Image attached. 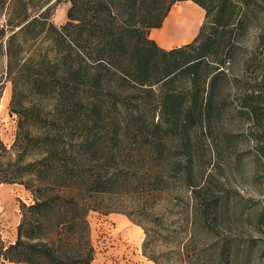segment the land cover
I'll use <instances>...</instances> for the list:
<instances>
[{
    "label": "trees",
    "instance_id": "1",
    "mask_svg": "<svg viewBox=\"0 0 264 264\" xmlns=\"http://www.w3.org/2000/svg\"><path fill=\"white\" fill-rule=\"evenodd\" d=\"M8 1L0 105L10 82L19 120L12 152L0 140V186L22 185L35 202L17 241L0 242V264H92L91 212L146 222V250L171 183L201 194L227 152L252 156L264 176V34L245 41L255 0H67L61 27L53 0ZM187 1L206 22L192 42L161 48L151 31ZM242 140L247 149H226Z\"/></svg>",
    "mask_w": 264,
    "mask_h": 264
},
{
    "label": "rangeland",
    "instance_id": "2",
    "mask_svg": "<svg viewBox=\"0 0 264 264\" xmlns=\"http://www.w3.org/2000/svg\"><path fill=\"white\" fill-rule=\"evenodd\" d=\"M23 1L36 5L44 0ZM55 1L51 3L53 21L61 27L69 21L71 3L61 0L59 4H54ZM22 5L20 3L10 13L15 15L16 10L22 11ZM249 19L250 31L245 41L247 45H253L252 42L264 34V0H255L249 11ZM205 22L204 15L198 33ZM0 24H6L4 15L0 18ZM6 94L9 95L6 108L3 111L0 109V140L12 152L19 118L10 111V82L6 83L2 97ZM248 145L247 141L242 140L228 145L226 149L244 150ZM257 171L252 156L246 155L240 162L233 153L227 152L216 177L201 194H195L183 182H172L169 193L160 199L155 210L162 221L160 228L152 226V229H160L161 236L151 242L146 250L144 243L147 237L143 229L147 226L146 222L140 224L123 215L129 222L125 228H119L114 217L122 214L91 212L89 222L95 250L92 264H264V222L261 220L264 212V176ZM202 173L206 183L210 171L205 173L202 168ZM1 186L0 242L9 246L17 241L23 205L30 206L35 200L31 191L22 185ZM216 201H219V209L211 206ZM208 206L212 210H207ZM134 230H141V234H133Z\"/></svg>",
    "mask_w": 264,
    "mask_h": 264
},
{
    "label": "bare ground",
    "instance_id": "3",
    "mask_svg": "<svg viewBox=\"0 0 264 264\" xmlns=\"http://www.w3.org/2000/svg\"><path fill=\"white\" fill-rule=\"evenodd\" d=\"M204 15L205 10L192 1H187L178 6L176 5L164 21L163 27L153 30L150 38L166 50L188 44L197 36ZM8 98V94L4 98L2 97L0 105L1 111L6 108ZM120 227H122L121 224H119Z\"/></svg>",
    "mask_w": 264,
    "mask_h": 264
},
{
    "label": "crops",
    "instance_id": "4",
    "mask_svg": "<svg viewBox=\"0 0 264 264\" xmlns=\"http://www.w3.org/2000/svg\"><path fill=\"white\" fill-rule=\"evenodd\" d=\"M171 49H173V48H171ZM171 49H167V50H171ZM114 218L119 224L122 225V228H125V226L128 225L129 220L126 217H124L123 215H116ZM132 233L138 235V233L141 234V230H139V231L134 230Z\"/></svg>",
    "mask_w": 264,
    "mask_h": 264
}]
</instances>
